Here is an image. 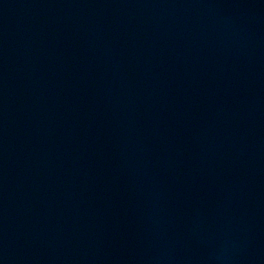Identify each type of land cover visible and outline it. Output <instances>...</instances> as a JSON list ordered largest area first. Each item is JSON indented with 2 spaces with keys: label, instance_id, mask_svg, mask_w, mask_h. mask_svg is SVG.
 <instances>
[{
  "label": "water",
  "instance_id": "obj_1",
  "mask_svg": "<svg viewBox=\"0 0 264 264\" xmlns=\"http://www.w3.org/2000/svg\"><path fill=\"white\" fill-rule=\"evenodd\" d=\"M0 264H264V0H0Z\"/></svg>",
  "mask_w": 264,
  "mask_h": 264
}]
</instances>
